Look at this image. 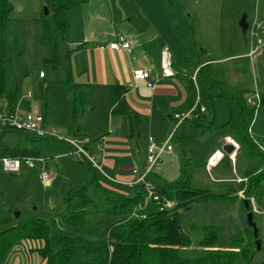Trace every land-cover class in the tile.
<instances>
[{"label":"rangeland","instance_id":"1","mask_svg":"<svg viewBox=\"0 0 264 264\" xmlns=\"http://www.w3.org/2000/svg\"><path fill=\"white\" fill-rule=\"evenodd\" d=\"M89 1L91 5L96 3V0ZM135 1L150 4V16L153 19L166 20L165 23H171L174 29V22L163 0ZM104 2L111 4L112 1L104 0ZM10 3L12 11L6 29L4 87L7 91L17 90V113L40 112V104L45 99L47 104V128L45 130L47 134L55 135L65 141L68 140L67 137H75L83 143L88 142L90 150L81 153L87 158H89L90 153H94L96 156V136L105 131L102 129L101 132L96 133V128L102 126V120L96 118V113L87 112L89 106H86L83 118L81 110L76 122L71 123L73 96L61 82L67 78V62L72 53L69 51L72 49L67 50L65 48L66 40L64 39L66 36L63 38L56 34L60 54L64 56L69 51V57H63L62 67L54 70L47 61L52 55L51 46L48 41L41 38L44 33L42 22L44 1L10 0ZM182 3L185 7V15L181 18V31L190 45L199 42L206 48L208 56L215 59L212 65L213 75L241 87L249 88L251 86V66L245 57L249 50V42L241 36L238 23L242 15H245L246 22H249L255 9H257L259 18L264 19V0H182ZM131 4V0L121 1L122 9L116 15L118 24L122 26L127 24L124 14ZM116 7L118 8L119 5ZM73 11L75 14L70 16L69 22L71 21L75 32H77L80 25L75 15L79 13L77 12L79 10ZM87 17H85L84 29L90 26V19ZM121 17L123 20H120ZM175 31L174 29V33L177 35ZM177 39L180 54L174 56H180L178 60L184 62L186 55H192L193 49L186 47V41L181 38L180 34ZM255 73L258 76V89L260 92L264 91V53L255 65ZM39 74L44 78H40ZM193 76L194 73L192 79ZM180 82L183 83L181 80ZM196 90L200 92L198 99H200L201 107L206 109L213 99L217 128L206 135H201L194 128H180L178 133L181 139H184L181 144L185 153L178 145L177 137L174 136L169 143L173 146V155L177 158L173 159L166 154L160 156L157 173L166 176L164 179L167 180L168 185H174L184 176L186 172L185 158H189L193 168L194 186L223 191L224 187L234 185V183L229 182V179L225 180L227 182L218 180L216 168L209 172L205 168L208 158L206 155L207 147L213 142L215 145L217 138L222 139L224 135L229 134V127L226 126L229 111L227 102L223 97L225 93L222 92L218 96L211 93L207 94L200 85H196ZM27 92L31 94L29 97H26ZM173 125L170 129L160 128L158 135L165 139L168 133L173 130ZM250 131L253 138L264 146V103L256 110ZM147 133V129L142 131L140 138L138 136L131 138L132 142L139 143V145L143 144L144 137L147 138ZM4 141L10 146L20 144L38 148L41 156L33 157V168L21 165L18 172H6L0 166V218L6 214L7 203L5 199H9L14 206L11 212L14 222H22L32 218H46L47 224L52 226L53 218L57 217L60 212L63 196L69 186L80 183L86 176L84 165L81 162L84 160V156L81 155L78 147L76 150L70 151L65 142H31L27 140L25 134L21 133L7 134ZM227 157L219 164L218 169L226 171L227 178H233L235 174H242V166L247 163L245 158L240 155L236 172L235 167L234 171H231ZM44 162L46 164L45 169L51 175L46 183H42L40 179ZM230 162L232 161L230 160ZM104 170L105 173L108 172L107 168ZM100 181L104 186H115L103 174ZM90 193H95L93 196L96 206L101 209L103 207L102 201L96 195V191L92 189ZM262 201L261 206L256 205L257 208L253 209L255 211L254 222L259 229L260 249H255L250 262L246 264L264 262V199ZM15 213H19V216L15 217ZM181 215L183 231L192 240V245L182 251L184 257L191 256L195 252L196 242L202 238V227L205 225L220 226L222 236L226 238L232 234L244 233L248 227L246 212L241 209L239 200L229 204L218 202L198 204L183 210ZM113 221H115L114 218H107L94 211L90 212L81 234L87 238L105 240L107 226ZM40 246V240H23L10 250L0 264H43L34 250Z\"/></svg>","mask_w":264,"mask_h":264},{"label":"trees","instance_id":"2","mask_svg":"<svg viewBox=\"0 0 264 264\" xmlns=\"http://www.w3.org/2000/svg\"><path fill=\"white\" fill-rule=\"evenodd\" d=\"M43 1L48 6L49 14L42 16L44 33L41 38L48 41L52 49L51 58L47 61L54 70H58L62 67L63 57H69V51L64 56L60 54L56 34L63 38L66 36L69 27L65 17L66 11L79 8L88 0ZM163 2L174 22V28L186 41V47L193 49L192 55H186L184 62L172 60L175 75L186 86L187 96L184 108L189 109L194 104L197 94L196 85H200L207 94L211 93L214 96L225 93L223 97L229 111L226 126L229 127V136L238 144L234 167L237 168L240 155L247 161L242 166L241 177L229 181L234 185L224 187L223 191L196 187L193 181L192 164L189 158H185L186 172L174 185H168L157 172L148 177L155 183L161 197L174 200L176 205L170 210L150 211L145 218L138 219L131 217L130 214L134 206L142 202L146 196L143 185L136 183L131 186L123 185L120 188L104 186L100 181L102 176L100 170L80 152L84 156L81 162L86 176L80 183L69 186L63 196L62 208L57 217L53 218L52 226L47 224L46 218L14 222L11 215L14 206L6 199L7 214L0 218V263L12 248L23 240H40L41 246L34 250L43 264H246L250 262L255 252V238L249 226L244 233L232 234L226 238L222 236L220 226L205 225L202 227L203 236L196 242L197 248L193 255L182 256V251L192 245V240L183 231L181 212L198 204L210 202L229 204L237 200L241 202V209L246 212L244 200H247L255 221L253 209L257 208L256 205L261 206L264 199V146L253 138L250 128L256 110L264 103V91L260 92V105L255 108L246 103V97L253 89L252 75H250L249 88L214 76L211 61L215 59L208 56L206 48L199 42L190 45L181 31V18L185 15L182 0H163ZM11 11L10 0H0V98L3 99L6 110L9 112H13L17 104V90L7 91L4 87L6 29ZM194 72L195 81L192 79ZM61 82L73 96L71 114L73 124L80 111L82 110V113L88 105L87 93L92 86L74 82L69 72L67 78ZM111 89L116 100L114 112L127 116L128 136L130 138L138 136L140 117L136 112L128 110L124 97L127 88L121 84H112ZM39 109L44 122L47 114L45 99ZM182 127L194 128L201 135L213 132L217 128L213 99L205 112L196 110L191 118L183 120L174 134H177ZM10 133L25 134L27 140L31 142H65L70 151L76 150L72 143L54 135L36 136L25 131L2 128L0 129V157L23 159L41 156L38 148L7 144L4 137ZM87 144L88 142H85L81 147L83 151L87 150ZM225 157L221 159V162ZM227 160L231 164L228 157ZM238 178L240 181H237ZM92 189L102 201L101 209L96 206L93 196L95 193H90ZM93 211L115 219L107 226L105 240L91 239L81 234L89 213ZM257 230V239L260 240L259 229Z\"/></svg>","mask_w":264,"mask_h":264},{"label":"crops","instance_id":"3","mask_svg":"<svg viewBox=\"0 0 264 264\" xmlns=\"http://www.w3.org/2000/svg\"><path fill=\"white\" fill-rule=\"evenodd\" d=\"M111 1V4H108L104 0H96V3L91 5L88 0L79 8L67 10L65 17L69 28L64 40H66L65 48L67 50L72 49L69 50L72 53L67 62V72L71 74L74 82L92 86L87 93V106L90 109L87 112L96 113V118L102 120V126L96 128V133L105 129L104 132L96 136V156L94 153L89 155L100 167L99 170L104 177L115 185L111 186L120 188V186L131 181L132 169L142 166L146 156V137H144L145 141L141 145L132 142L128 136L127 116L114 112L116 100L111 85L121 84L127 88L124 97L128 110L136 112L140 117V134L138 137L140 138L141 132L147 129V134L152 135L158 145L163 144L170 134L168 133L163 139L158 135V130L160 128L170 129L173 125V120L170 117L172 113L185 110L187 91L185 83L183 81L181 83L176 75L171 77L161 75V54L164 48L168 49L172 60H178L180 57L174 56L180 54L177 45L179 33L174 28L177 32L175 35L172 24L165 23L166 20L161 18L153 19L149 14L150 4L131 0V6L128 7L127 11L125 10L124 14L127 24L122 26L116 22V15L122 9V0ZM117 5H119L118 8ZM75 9L79 10L77 11L79 13L75 15L80 25L77 32H75L71 21L69 22L70 16L75 14L73 11ZM85 17L90 19V26L87 29H84ZM120 20H123L122 17ZM119 36L125 37L130 42L129 53L124 50H113L109 47V43L115 41ZM138 68L148 71L150 78L134 80L132 72ZM250 74L252 75V73ZM39 77H42L41 74ZM149 81L153 83L152 88L147 86ZM198 102L200 104V101ZM85 110L86 108L82 112V118ZM114 114L116 115L114 116ZM43 126L47 128L46 118ZM174 136L177 137V143L183 150L181 143L184 139H181L179 133L174 134ZM228 136L229 134H226L222 139L217 138L215 145L213 142L207 147L206 155L208 158L215 151L222 152L221 148L226 143L225 137ZM66 139L75 147L81 148L84 145L75 137H67ZM86 149L87 151L90 150L88 144ZM183 152L185 153L184 150ZM236 153L234 159H230L232 161L230 164L231 171H234ZM163 154L173 159L177 158L173 155V146L171 151H164L160 156ZM220 163L221 160L210 170L206 163L205 170L209 172L216 168L217 179L221 181L228 179L232 181L240 176V174H235L233 178H227L226 171L218 169ZM44 165L46 167L45 162ZM104 168H107L108 172L105 173ZM158 175L161 176L159 172ZM161 177L164 179L166 176ZM5 202L7 203L6 199ZM147 209L153 211L154 205H148Z\"/></svg>","mask_w":264,"mask_h":264},{"label":"built area","instance_id":"4","mask_svg":"<svg viewBox=\"0 0 264 264\" xmlns=\"http://www.w3.org/2000/svg\"><path fill=\"white\" fill-rule=\"evenodd\" d=\"M245 38L249 42V50L245 54L247 57L252 73L253 89L246 97V103L249 106L258 108L260 105V91L257 86V74L255 73V65L257 64L259 58L264 53V19L259 18L257 9L254 10V14L249 22H247V28L245 31ZM109 47L113 50H124L127 53L130 51V42L123 36H119L109 43ZM161 75L163 77H171L175 75L172 69V57L167 48H164L161 54ZM134 80H145L149 79V72L144 69H134L132 72ZM193 79L195 81V72ZM147 86L152 88L153 83L147 82ZM26 96H30V92H27ZM199 93L196 94V100L194 104L186 110L177 111L173 113L170 117L173 120V130L168 135L167 140L162 144L158 145L152 135H148L146 138V156L141 167H134L131 171L133 178L126 185L131 186L136 183H141L146 191V196L144 200L134 206L130 216L138 219H143L146 217L147 213L150 212L147 207L148 205H154L153 210H170L175 205L174 200H170L166 197H161L158 193L155 183L149 179L150 175H153L159 169V157L164 151L168 152L172 150V146L169 141L174 137V131L177 126L185 119L191 118L196 110L200 112H205V108L201 107L199 104ZM4 101L0 98V129L2 128H12L18 131H25L33 133L36 136L46 135L47 132L43 126V117L39 111L27 112L24 114L17 113L16 110L9 112L6 110ZM226 143H231L238 150V144L231 138L225 137ZM79 152H83L82 148H79ZM224 157V153L215 151L207 160V167L210 170L211 167L215 166L218 161ZM231 160L234 159V153L229 157ZM89 159L92 161L94 166L98 169L100 167L93 161L91 157ZM42 161V160H40ZM21 165L33 168V158L27 157L23 159L10 158V157H0V166L3 171L6 172H18ZM51 178V175L45 169V165L40 174V179L42 183H46ZM240 181V178L237 179ZM241 193V192H240Z\"/></svg>","mask_w":264,"mask_h":264},{"label":"water","instance_id":"5","mask_svg":"<svg viewBox=\"0 0 264 264\" xmlns=\"http://www.w3.org/2000/svg\"><path fill=\"white\" fill-rule=\"evenodd\" d=\"M42 11H43V16H47L49 14V9L46 3H43ZM238 25L241 31V36L245 37V31L247 28V22H246L245 15H242ZM221 149L224 155L228 157H230V155H232L233 153L235 154L237 152V150L235 149V146L232 145L231 143H225ZM244 207L246 209V219H247L248 226L252 229L253 237L255 238L254 240L255 249L259 250L261 243H260V240L257 239V234H258L257 225L253 220V215H252V212L249 210V204L247 200H244ZM18 216H19V213H15V217H18Z\"/></svg>","mask_w":264,"mask_h":264}]
</instances>
